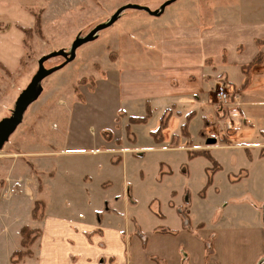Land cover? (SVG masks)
I'll return each instance as SVG.
<instances>
[{
	"label": "rangeland",
	"instance_id": "1",
	"mask_svg": "<svg viewBox=\"0 0 264 264\" xmlns=\"http://www.w3.org/2000/svg\"><path fill=\"white\" fill-rule=\"evenodd\" d=\"M166 1L0 0V120L11 116L16 98L36 73L41 57L60 50L69 52L77 37L107 22L121 7L136 5L153 11ZM238 1L243 11L257 7L259 17L264 16V0ZM187 4L188 0L172 3L165 8L164 16L170 18L172 12ZM148 16L142 11L124 10L112 26L80 46L71 63L41 81L40 96L0 150V264H35L34 245H22V240L28 244L34 236H40L47 207L57 219L68 217L97 224L101 214L93 211L94 202L102 201L99 205L104 212L103 202L108 201L103 198L108 197L107 193L117 198L126 189L132 197L130 213L143 228L154 223L155 219L149 217L152 201L163 210L171 200V192L179 195L186 190V200L191 198L194 210L192 220L206 222L207 216L216 213L217 199L210 189L205 202H198L201 200L196 197L205 185L199 169L205 163L212 166L206 159L195 161L191 178L184 179L178 169L182 167L183 172L181 161L186 153L148 148L147 130L153 129V124L136 131L137 146L142 150H134L137 147L131 145V133L135 131L128 115L131 109L135 115L145 109L139 105L128 109L120 74L124 67H137L146 54L154 55L146 51L144 40L140 45L137 39L140 29L150 20ZM143 30L141 36L147 33ZM63 62V58L56 57L46 61L44 68ZM214 102L220 111L216 99ZM234 109L224 108L221 113L230 116ZM249 115L254 131L257 125L263 126V111L252 107ZM239 120L235 119L238 126ZM240 129L234 143L259 140L257 132ZM220 141L221 137L217 142ZM214 155L226 169L229 155L234 157V167H249L251 171L264 167V161L247 166V155L240 150H219ZM169 170L172 176L162 175L160 181L159 173ZM222 178L221 174L217 176V184L224 196ZM253 178L254 197L260 205L264 203V179L255 174ZM249 184L245 181L234 189L245 196ZM34 206L37 209L32 213ZM258 209L264 211V205ZM24 227L31 231H25L23 239Z\"/></svg>",
	"mask_w": 264,
	"mask_h": 264
},
{
	"label": "crops",
	"instance_id": "2",
	"mask_svg": "<svg viewBox=\"0 0 264 264\" xmlns=\"http://www.w3.org/2000/svg\"><path fill=\"white\" fill-rule=\"evenodd\" d=\"M238 2L188 0L187 7L172 12L170 18L164 13L148 16L150 20L143 24L147 33L141 36V28L137 39L140 45L144 40L146 51L154 55L146 54L137 67H124L120 74L128 109L148 106L151 112L146 123L132 125L135 133L130 144L137 147L133 149L143 148L137 146L136 131L153 124L147 130L148 148L186 153L181 161L183 172L182 167L178 169L184 179L191 178L195 161L206 159L212 166L205 163L199 169L205 185L196 197L205 202L206 191H212L218 208L214 216H207L206 222L192 220L194 210L191 198L186 200V190L179 195L171 192L163 210L152 201L149 217L155 220L143 228L130 213L132 197L126 189L117 198L107 193L104 212L102 201L94 202L93 211L101 214L97 224L57 219L47 207L41 234L31 243L35 264H264V211L258 209L264 203L257 204L252 184L254 174L264 179V167L253 171L234 167V157L229 155L227 170L214 155L219 150H240L247 155V166L264 161V124L254 131L249 115L252 107L264 113V16L259 17L257 7L243 11ZM254 60L257 63L250 66ZM221 80L236 99L233 111L240 114L239 126L235 121L239 118L224 117L214 104ZM128 116L140 119L145 111L135 115L131 109ZM230 121L234 128L228 130ZM160 125L156 140L152 133ZM238 127L257 132L259 140L234 143ZM209 138L215 140L214 145H206ZM172 174L169 170L158 177L162 181V175ZM220 174L224 196L217 184ZM245 181H250V190L243 196L234 188Z\"/></svg>",
	"mask_w": 264,
	"mask_h": 264
},
{
	"label": "water",
	"instance_id": "3",
	"mask_svg": "<svg viewBox=\"0 0 264 264\" xmlns=\"http://www.w3.org/2000/svg\"><path fill=\"white\" fill-rule=\"evenodd\" d=\"M176 1L178 0H168L164 2L158 9L153 10V11L148 8L140 7L136 5H127V6L121 7L110 17L109 20H107V22L97 25L86 36L77 37L71 44L69 52L60 50V51L51 52L50 54L41 57L39 61L37 62L36 73L31 78L28 85L24 88V90H22V92L16 98L11 116L9 118H4L0 120V150L2 149L4 144L8 141L10 136L18 128V126L22 123L24 113L26 112L28 107L33 102H35L40 96L42 92L41 81L44 78L51 75L52 73L60 70L65 65L71 63L75 59L76 50L80 46L93 41L99 32L112 26L117 21L121 13L126 9L142 11L146 13L147 15L156 18L163 14L167 6L171 5L172 3ZM56 57L63 58L64 62L61 65L56 66L54 68L45 69L44 63ZM214 144H215L214 139L209 138L206 140V145L209 146V145H214Z\"/></svg>",
	"mask_w": 264,
	"mask_h": 264
},
{
	"label": "built area",
	"instance_id": "4",
	"mask_svg": "<svg viewBox=\"0 0 264 264\" xmlns=\"http://www.w3.org/2000/svg\"><path fill=\"white\" fill-rule=\"evenodd\" d=\"M230 87L228 84L224 81L221 80L218 85L215 88V99L217 101V104L219 108L221 109H228V107H233L236 106V99L232 94L230 93ZM236 112L232 111L230 114L233 116V118H240V114H238V111L235 110ZM234 128V122H228L227 124V129L231 130Z\"/></svg>",
	"mask_w": 264,
	"mask_h": 264
},
{
	"label": "trees",
	"instance_id": "5",
	"mask_svg": "<svg viewBox=\"0 0 264 264\" xmlns=\"http://www.w3.org/2000/svg\"><path fill=\"white\" fill-rule=\"evenodd\" d=\"M255 63H257L256 60H254L250 64V66L254 65ZM150 115H151V112H150L149 107L147 106L146 110H145V116L143 118H140V119L129 118L130 119V123L131 124H144L149 119ZM162 127H163V125H160L159 129L156 132L152 133V136L154 137V139L157 140V136L161 134ZM210 182H211V180L208 178L207 184H210ZM36 209H37V207L34 206V210H32V213H34L36 211ZM33 216H34V214H33ZM25 231H31V230H28L26 227L21 229V236H22L23 239H24ZM35 233H36V231H35ZM35 238H36V236H34V238H32V239L34 240ZM29 244H31V242L27 244L24 240H22V245H29ZM20 253L21 252H14V254H20Z\"/></svg>",
	"mask_w": 264,
	"mask_h": 264
}]
</instances>
